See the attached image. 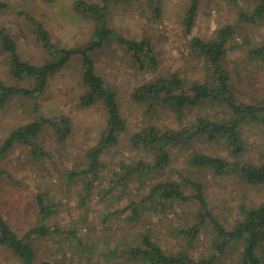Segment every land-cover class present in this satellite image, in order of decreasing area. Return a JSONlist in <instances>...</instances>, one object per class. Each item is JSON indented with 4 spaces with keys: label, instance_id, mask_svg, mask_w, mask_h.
Masks as SVG:
<instances>
[{
    "label": "rangeland",
    "instance_id": "obj_1",
    "mask_svg": "<svg viewBox=\"0 0 264 264\" xmlns=\"http://www.w3.org/2000/svg\"><path fill=\"white\" fill-rule=\"evenodd\" d=\"M7 5L0 10V27L15 42V51L24 62L42 66L49 62L48 52L38 41L29 18L41 23L49 34L53 47L72 48L92 40L94 21L75 10L76 1L100 4V0H0ZM154 0H110L106 19L109 27L121 36L139 41L150 39L157 66L138 69L125 47L112 40L91 55L95 71L117 94L125 131L117 144L103 152L101 168L86 195V179H68V173L87 166L85 153L95 146L106 129L107 114L101 101L82 106L80 97L86 92L81 79L82 66L74 58L52 72L43 92L36 98L19 94L8 100L0 110V146L6 136L18 126L44 117L52 120L69 118L71 132L63 144H58L55 130L44 126L32 145L15 144L0 156V213L19 234L39 223L35 196L41 192L54 205V213L45 219L48 227L58 228L60 234L33 239L36 264H144L132 260L130 248L141 247L144 235L167 255L185 252L196 261H207L217 255L212 264H239L241 245H230L223 254L215 251L218 237L208 223L197 230L190 240L179 234L195 223L197 204L194 201L171 200L161 205L155 200L143 205L136 219H131L132 203L149 194L156 183L176 181L180 176L203 185L209 209L227 228L237 221V207L253 200H264V185L252 187L236 175L214 176L210 171L190 164L193 153L205 151L232 161L225 145L203 143L196 139L193 147L183 150L169 146L168 166L163 172L141 171L129 179H122L123 164L154 163L153 152L134 145L131 137L150 125L160 131L187 127L197 117L222 118L226 111L218 107L190 108L181 118L167 108L157 107L147 113L145 106L133 100V92L142 83L167 78L174 72L187 82L205 83L210 73L198 54L190 49L192 37L203 40L216 38V31L224 26L232 29L226 44L224 69L231 77V87L239 101L254 102L264 98V57L254 59L251 51L264 43V15L255 23L243 22L241 10L252 13L256 0H200L191 33L183 30V19L190 0H158L159 14L153 13ZM248 40V41H247ZM12 55L0 44V83L5 87L32 88L33 78L22 80L10 77L8 69ZM241 137L244 153L239 161L259 164L264 161V126L242 122ZM32 146L41 150L40 158L32 153ZM206 149V150H205ZM185 194L192 190L182 185ZM75 230L74 237L68 231ZM0 264H22L9 249L0 248Z\"/></svg>",
    "mask_w": 264,
    "mask_h": 264
},
{
    "label": "trees",
    "instance_id": "obj_2",
    "mask_svg": "<svg viewBox=\"0 0 264 264\" xmlns=\"http://www.w3.org/2000/svg\"><path fill=\"white\" fill-rule=\"evenodd\" d=\"M47 1L55 2L57 0ZM109 1L100 0V4L76 1L75 10L93 20L95 25L94 37L82 46L53 47L49 34L43 25L35 19L29 18L38 41L42 43L41 45L51 57L49 62L42 66H35L22 61L15 51L14 40L0 27V44L4 50L9 51L12 55L8 69L10 77L19 80L29 77L35 81L32 88L21 89L5 87L0 83V110L10 98L16 95L23 94L30 98H36L43 92L50 74L67 65L74 58L79 59L81 63V79L86 87V92L80 97V104L86 107L92 106L98 101L103 104L107 114L106 129L97 144L86 151L87 166L79 171H71L67 176L69 180L78 176L84 177L86 179L84 183L86 195L92 190L91 178H94L101 168L100 158L103 152L117 144L118 136L126 128L120 113L117 94L96 73L95 64L91 57L92 53L102 49L108 42L115 40L129 52L138 69L154 68L158 64L153 55L149 38L139 41L128 39L109 27L106 19ZM155 1L158 2V0L152 1L153 13L158 16L159 10L154 4ZM228 1L237 6V0ZM256 1L257 4L252 8L251 14L243 10L239 12L241 21L253 24L257 17L264 15V0ZM199 2L200 0H190L187 6L183 19V32L186 35L191 33L194 26ZM6 8L7 5L0 1V10ZM231 32L230 26H224L216 31L215 39L203 40L199 37H192L190 40V49L198 54L210 73V82H187L177 71L167 78L160 77L154 81L142 83L133 92V100L137 104L145 106L147 113H151L160 106L169 109L181 118L187 109L211 106L224 109L226 115L218 119L208 117L205 113L197 117L195 122L187 127L160 131L155 125H150L141 132L134 133L131 142L136 146L152 151L154 163L123 164L121 168L124 173L121 175L120 181L129 179L134 171L155 170L163 172L170 160V153L167 150L169 146L189 150L193 147L195 140L200 139L203 143H223L232 161L220 156H213L202 150L191 155L189 162L192 166L208 170L217 177L236 175L239 180L252 187L264 185V161L259 164H246L239 161L245 150L241 137V123L249 121L264 126V98L257 102H254V96L247 102L237 99L230 84L231 77L224 69L226 44ZM250 55L254 59L264 57V43L261 47L251 51ZM44 126L55 130L59 145L66 141L71 132L69 118L65 116H60L55 120L44 117L37 118L30 123L18 126L6 136L0 146V156L13 148L15 144L32 145V141L38 137ZM262 148L264 154V144ZM32 153L37 158H40L42 154L36 146H32ZM180 181L181 183L176 181L156 183L147 196L137 203H132L130 207L132 210L131 219L137 218L141 207L147 202L153 204L157 200L162 205L171 200L194 201L197 204L196 223L191 229L179 232V234L186 235L192 240L196 237L197 230L208 223L218 237V242L214 245L218 255L223 254L230 245L239 244L242 246L239 264H264V200L259 203L251 200L248 203L240 204L237 207L238 218L234 227L227 229L209 209L203 185L182 176H180ZM181 184L189 187L192 194H185ZM35 204L39 213V223L22 235L16 232L0 213V248L9 249L22 264H36L33 239L62 232L58 228H50L45 224V219L55 211L54 205L46 200L44 193L36 194ZM68 233L74 237L75 230H69ZM127 253L132 260H142L144 264H212L217 257V255H212L207 261H196L185 252L167 255L147 235L141 238V247L130 248Z\"/></svg>",
    "mask_w": 264,
    "mask_h": 264
}]
</instances>
